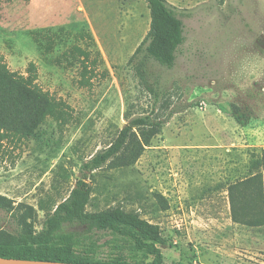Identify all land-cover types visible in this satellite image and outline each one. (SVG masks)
I'll return each mask as SVG.
<instances>
[{
    "label": "rangeland",
    "instance_id": "rangeland-1",
    "mask_svg": "<svg viewBox=\"0 0 264 264\" xmlns=\"http://www.w3.org/2000/svg\"><path fill=\"white\" fill-rule=\"evenodd\" d=\"M166 1L190 14L184 45L172 69L149 63L141 74L133 54L149 28L144 0H0L3 62L22 76L33 63L40 89L69 107L66 122L48 117L30 137L1 143L0 195L34 209L40 230L82 162L129 119L150 116L160 133L137 159L92 174L86 211L120 206L159 226L162 264H264V0ZM74 46L96 58L88 88L77 84ZM16 214L0 210V232L16 235ZM97 244L92 262L136 254L120 236Z\"/></svg>",
    "mask_w": 264,
    "mask_h": 264
},
{
    "label": "trees",
    "instance_id": "trees-1",
    "mask_svg": "<svg viewBox=\"0 0 264 264\" xmlns=\"http://www.w3.org/2000/svg\"><path fill=\"white\" fill-rule=\"evenodd\" d=\"M149 11V28L136 48L133 57L140 56V73L149 63L170 70L177 61L185 42L183 18L190 17L187 10L179 9L166 0H144ZM60 31V30H58ZM40 45L41 31L30 32ZM80 39H91L79 34ZM44 52L51 51L53 39L48 37ZM81 58L78 86L88 88L95 77L96 58L80 46L73 47ZM67 107L50 97L36 84V67L29 63L26 76L8 69L0 57V152L2 142L20 141L30 137L40 123L50 117L66 122ZM158 119V118H157ZM162 122H153L150 116L129 119L105 149L95 153L81 164L78 178L68 196L57 204L46 217L40 230H35V212L31 207L13 206V202L0 195V210L16 214L19 230L16 235L0 232V258L38 263L73 264H162L159 246L167 244L159 226L140 218L135 212H125L120 206L87 212L91 198L89 181L92 174L104 166L115 169L127 154L137 159L143 144L160 133ZM261 164L264 165V150ZM103 235L120 236L130 240L136 251L132 257L116 256L105 262H92L88 258L99 246ZM141 253L149 263L137 258Z\"/></svg>",
    "mask_w": 264,
    "mask_h": 264
},
{
    "label": "water",
    "instance_id": "water-1",
    "mask_svg": "<svg viewBox=\"0 0 264 264\" xmlns=\"http://www.w3.org/2000/svg\"><path fill=\"white\" fill-rule=\"evenodd\" d=\"M28 263V264H58V263H31V262H27V261H17V260H8V259H3L0 258V264H18V263ZM63 264H73V263H63Z\"/></svg>",
    "mask_w": 264,
    "mask_h": 264
},
{
    "label": "bare ground",
    "instance_id": "bare-ground-1",
    "mask_svg": "<svg viewBox=\"0 0 264 264\" xmlns=\"http://www.w3.org/2000/svg\"><path fill=\"white\" fill-rule=\"evenodd\" d=\"M18 264H28V263H18Z\"/></svg>",
    "mask_w": 264,
    "mask_h": 264
}]
</instances>
